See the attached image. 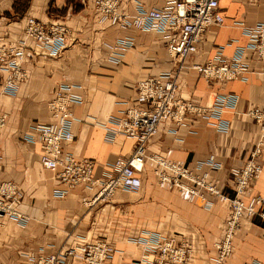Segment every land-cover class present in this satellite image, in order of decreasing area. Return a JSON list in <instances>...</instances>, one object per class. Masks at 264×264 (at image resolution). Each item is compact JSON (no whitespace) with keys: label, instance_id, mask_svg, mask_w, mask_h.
<instances>
[{"label":"crops","instance_id":"obj_1","mask_svg":"<svg viewBox=\"0 0 264 264\" xmlns=\"http://www.w3.org/2000/svg\"><path fill=\"white\" fill-rule=\"evenodd\" d=\"M16 1L0 0V49L22 39L27 18L45 25L63 24L69 33L58 55H49L30 39L25 41L26 57L20 63L25 77L14 93L2 90L6 73L0 71V184H9L15 200L12 210L24 218L0 217V264H29L39 256L97 241L113 248L109 264H134L148 256L144 240L171 238L191 246L187 264H215L214 244L222 239L229 213L226 201L204 191L203 202L158 188L156 165L147 159L138 193L119 191L107 202L92 204L93 191L83 186L68 190L53 171L40 166L41 148L26 137L31 126L56 122L47 107L54 89L63 83L75 85L72 91L81 101L70 104L73 140L64 148L76 158L91 159L92 177L102 178L118 158L129 157L135 149L134 139L105 138L108 119L121 116L135 101L138 80L175 71L179 99L208 107L218 96H227V105L206 117L186 114L181 125L162 122L147 142V154L197 174L206 172L223 195L234 196L233 173L260 138L259 125L247 112L254 105L264 106L262 63L245 50L244 61L250 67L247 79L213 83L206 82L193 64L217 58L230 61L245 48L250 42L245 27L264 21V0H220L223 23L210 26L195 55L181 62L166 51L162 33L111 24L95 13L96 0H21L20 6H14ZM133 1L122 0V9L132 13ZM141 1L147 7L163 5V0ZM121 38L131 44L115 50ZM114 52L118 62L113 60ZM209 158L220 167L209 165ZM260 163V175L240 197L244 203L264 197V151ZM233 246L225 264H264L263 223L243 218ZM72 264H80L79 259Z\"/></svg>","mask_w":264,"mask_h":264},{"label":"built area","instance_id":"obj_2","mask_svg":"<svg viewBox=\"0 0 264 264\" xmlns=\"http://www.w3.org/2000/svg\"><path fill=\"white\" fill-rule=\"evenodd\" d=\"M133 12L122 9V0H96L95 13L103 20L119 27H134L139 30L160 32L165 37L164 46L168 54L177 61L190 59L198 50V45L206 30L223 23L220 0H163L161 7H147L141 0L133 1ZM68 28L63 24H42L33 18H27L22 39L16 45L0 49V71L6 73L1 88L6 93H14L16 86L24 79L25 73L20 63L26 57L25 41L32 40L37 47L49 55H58L64 48L68 37ZM244 33L250 42L237 50L230 61L217 58L202 64H193V68L208 82L246 80L250 67L245 50H250L262 63L260 72L264 74V21L245 27ZM130 40L121 38L114 49L124 48ZM118 62L119 55L113 54ZM73 84H59L47 102L50 116L57 119L51 124H35L26 137L29 142H37L41 148L38 162L44 169L51 170L57 180L68 190L83 186L94 192V203L113 199L116 192L135 194L142 188L141 174L145 161L149 159L156 167L154 174L156 186L160 189L177 190L186 193L190 199L205 201L202 191L226 201L229 213L225 222L222 239L214 244L216 249L215 264H225L233 254V240L240 229L243 218H257L264 226V197H255L244 203L240 197L245 194L252 180L261 171L264 151V106H252L248 110L250 118L259 125L260 138L250 152L245 163L233 173L232 192L234 196L223 195L216 180H209L208 173L197 174L182 164L166 160L157 155L147 154V142L158 132L162 122L169 120L177 125L184 122L186 114L206 117L220 112L227 105V96H218L212 106H202L192 101L177 97L179 83L175 71L164 72L138 80L135 84V101L128 104L121 116H111L104 127L105 138L109 141L118 136H125L135 141L133 153L126 158H118L112 169L102 178H93V161L88 158H76L64 147L73 140L70 104L79 103L81 98L72 89ZM0 114V126L2 123ZM218 169L219 164L212 158L208 162ZM200 168L198 164L197 169ZM201 191V192H200ZM59 194V192H57ZM14 193L9 184H0V217L13 216L24 220L13 212ZM80 238V237H78ZM148 256L134 264H187L191 255V246L187 242L175 239L144 240ZM113 248L104 241L78 244L71 249L39 256L29 264H72L79 259L80 264H109Z\"/></svg>","mask_w":264,"mask_h":264},{"label":"trees","instance_id":"obj_3","mask_svg":"<svg viewBox=\"0 0 264 264\" xmlns=\"http://www.w3.org/2000/svg\"><path fill=\"white\" fill-rule=\"evenodd\" d=\"M20 1H21V0H18V1H16V2H14V6H15V5L20 6V5H21Z\"/></svg>","mask_w":264,"mask_h":264}]
</instances>
